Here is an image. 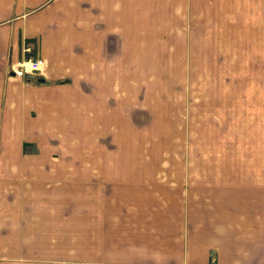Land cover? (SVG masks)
Wrapping results in <instances>:
<instances>
[{
    "label": "crops",
    "instance_id": "1",
    "mask_svg": "<svg viewBox=\"0 0 264 264\" xmlns=\"http://www.w3.org/2000/svg\"><path fill=\"white\" fill-rule=\"evenodd\" d=\"M0 264H264V0H0Z\"/></svg>",
    "mask_w": 264,
    "mask_h": 264
},
{
    "label": "rangeland",
    "instance_id": "2",
    "mask_svg": "<svg viewBox=\"0 0 264 264\" xmlns=\"http://www.w3.org/2000/svg\"><path fill=\"white\" fill-rule=\"evenodd\" d=\"M217 60V59H216ZM199 62L201 63V58L199 60ZM212 62H213V66H212ZM220 61H213L212 59L209 58H203L202 60V67L205 68L207 70V73H205L204 75H202L201 73H196L195 75H189L190 76V80L188 79L187 81H191L192 82H198V83H209V82H218V83H249L252 80V75L250 74V64H251V60L249 58H247L246 60H244V64L246 63L248 65L243 67L242 72L241 73H224L223 71L221 72V74L219 73H215L214 72H210V71H215L216 70L219 71V63ZM215 65V66H214ZM214 67H216L217 69L215 70ZM235 68L232 69V71ZM239 69V68H237ZM254 79V78H253ZM202 93H205L204 91H201Z\"/></svg>",
    "mask_w": 264,
    "mask_h": 264
},
{
    "label": "built area",
    "instance_id": "3",
    "mask_svg": "<svg viewBox=\"0 0 264 264\" xmlns=\"http://www.w3.org/2000/svg\"><path fill=\"white\" fill-rule=\"evenodd\" d=\"M23 51L28 55L13 63L14 74L18 76H23L24 74H40L45 66L44 59L34 56L32 54V46L29 44L23 47Z\"/></svg>",
    "mask_w": 264,
    "mask_h": 264
}]
</instances>
